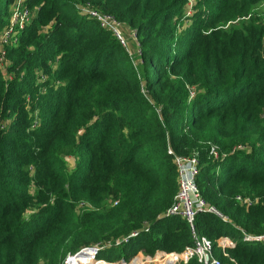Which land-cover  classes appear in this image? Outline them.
Returning a JSON list of instances; mask_svg holds the SVG:
<instances>
[{
    "label": "trees",
    "instance_id": "trees-1",
    "mask_svg": "<svg viewBox=\"0 0 264 264\" xmlns=\"http://www.w3.org/2000/svg\"><path fill=\"white\" fill-rule=\"evenodd\" d=\"M258 1L198 0L187 24L185 0H26L31 20L0 66V264H63L72 249L107 240L91 264L182 251L189 225L166 214L179 155L198 158L201 196L229 219L198 213L195 230L214 244L220 235L234 240L229 258L215 249L222 264H264V241L242 238L264 233ZM13 2L0 0V34ZM79 2L135 30L139 71ZM236 18L238 28L215 26ZM67 155L76 157L70 170ZM237 194L258 201L245 205Z\"/></svg>",
    "mask_w": 264,
    "mask_h": 264
},
{
    "label": "built area",
    "instance_id": "built-area-1",
    "mask_svg": "<svg viewBox=\"0 0 264 264\" xmlns=\"http://www.w3.org/2000/svg\"><path fill=\"white\" fill-rule=\"evenodd\" d=\"M197 0H185L183 19L186 21L196 12ZM76 8L85 15L96 19L102 28L112 32L124 50L132 57L135 55L134 63H141V48L135 30H128L122 21L116 19L111 14H106L94 8L89 2H79ZM32 11L26 4V0H14L10 9L9 24L0 34V66L4 65L5 46L15 45L19 32L30 22ZM141 91L146 94V90L141 88ZM190 97L194 95V89L190 88ZM238 149H244L245 146H237ZM210 154L213 157H218L216 146L211 145ZM174 164L177 169L178 189L174 196L172 204L167 208V215H177L185 219L189 225L192 243L186 246L182 251H164L155 250L153 253H145L137 251L131 258L125 260L120 258L114 261H106V264H175L177 262H187L195 258L200 264H222L221 259L215 254V249L221 254L229 258L227 249L234 246V240L228 235H220L214 242L205 235L199 234L194 227V220L198 213H212L222 220L228 221L225 215L219 208L209 204L200 194L196 184V176L199 171V161L196 156H175ZM236 201L245 205H251L254 202L248 197L239 194L234 196ZM145 230L148 226H144ZM135 232L131 233V235ZM243 240L245 241H264V233L251 235L243 231ZM127 238V237H126ZM126 238L116 239L114 243L127 240ZM111 240L97 242L93 246L81 247L76 253L68 254L63 264H91L86 260L90 256L96 258V252L105 246L111 245ZM145 253V254H144ZM95 256V257H94ZM231 259V258H230ZM233 260V259H232ZM76 261V262H74Z\"/></svg>",
    "mask_w": 264,
    "mask_h": 264
},
{
    "label": "rangeland",
    "instance_id": "rangeland-1",
    "mask_svg": "<svg viewBox=\"0 0 264 264\" xmlns=\"http://www.w3.org/2000/svg\"><path fill=\"white\" fill-rule=\"evenodd\" d=\"M197 2H198V0H197ZM10 8H11V6H10ZM254 8L255 9H258V11L261 13V17H263L264 18V13H263V11L262 10H264V0H259L258 2H257V4H255L254 5ZM201 9L202 10H206V6L204 7L203 5H202V7H201ZM195 13V12H194ZM250 16V13H248L247 14V16L243 19V20H248L247 18ZM191 22V20L189 19V20H187V21H185V23H187V24H189ZM239 22H240V20L239 19H228V20H221L220 22H215V26L216 27H219V28H222V29H224V30H231V29H233V28H238L239 27ZM128 30H133V29H130V28H128V27H126ZM122 46V45H121ZM132 59L134 60V61H136V57H135V55H132ZM137 64V65H136ZM135 65H136V67H137V69H138V71L141 69V65L142 64H140V63H135ZM142 72H143V70H142ZM141 71L139 72L140 73V75H142L143 76V73H142ZM142 78V77H141ZM143 79V78H142ZM143 81V80H142ZM191 88H193L194 89V87H191ZM195 91V90H194ZM75 161H76V157L74 156V155H67V156H65L64 157V166H66V168L68 169V170H70L73 166H74V164H75ZM240 195V194H239ZM245 197H248L251 201H253L254 203H256L257 201H258V198H251V197H249V196H245ZM85 202H78V203H74L73 205H74V208H75V211L77 210V209H80V208H82L83 206H85V204H84ZM88 206V205H87ZM82 247H84V246H82ZM76 248H78V247H76ZM80 249V248H79ZM78 249V250H79ZM75 249H72V253H68V254H74V253H76V251H74ZM77 250V251H78ZM144 252V251H143ZM67 254V255H68ZM145 254V253H144ZM66 255V256H67ZM101 262H105V261H102V260H100ZM41 263V262H40Z\"/></svg>",
    "mask_w": 264,
    "mask_h": 264
},
{
    "label": "bare ground",
    "instance_id": "bare-ground-1",
    "mask_svg": "<svg viewBox=\"0 0 264 264\" xmlns=\"http://www.w3.org/2000/svg\"><path fill=\"white\" fill-rule=\"evenodd\" d=\"M92 258H93V257L90 256L89 259H87L86 261H89V262H90V260H92ZM74 262H76V261H74ZM96 263H97V264H106V263L101 262V261H96Z\"/></svg>",
    "mask_w": 264,
    "mask_h": 264
}]
</instances>
